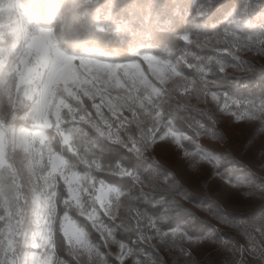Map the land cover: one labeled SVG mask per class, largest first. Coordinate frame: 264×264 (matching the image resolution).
Segmentation results:
<instances>
[{
    "label": "clouds",
    "instance_id": "9594fccd",
    "mask_svg": "<svg viewBox=\"0 0 264 264\" xmlns=\"http://www.w3.org/2000/svg\"><path fill=\"white\" fill-rule=\"evenodd\" d=\"M176 2L0 0V125L17 130L7 164L0 151L7 264H264V0H234L222 26L194 32L224 53L203 71L181 69L134 114L110 107L111 69L141 63ZM200 2L207 19L218 0ZM171 122L243 172L178 146Z\"/></svg>",
    "mask_w": 264,
    "mask_h": 264
},
{
    "label": "snow or ice",
    "instance_id": "6c2138e0",
    "mask_svg": "<svg viewBox=\"0 0 264 264\" xmlns=\"http://www.w3.org/2000/svg\"><path fill=\"white\" fill-rule=\"evenodd\" d=\"M234 0H218V3L213 7L212 12L216 14H223L226 10L233 7ZM189 8L194 14L193 18L199 15H207V10L201 4L200 0H177L176 3L167 9V13L187 14ZM239 13V9H234ZM184 43L180 48L168 49L163 54L157 55L151 51L145 52L142 57L138 59L146 67H150L152 71L147 74H143L140 71L141 63H129L125 64L120 72L114 67L111 69L109 83L118 91L115 95L112 93H106L110 107L113 111L117 108L123 109L127 107L130 111H133L136 107H143L145 101L152 102L159 100L164 94V85L171 76L176 75L181 69L185 75H189L201 69L203 71L202 59L207 56H223L222 50L217 51L216 48L211 47V44L219 39L218 36L200 35L197 36L194 33L185 32L179 37ZM147 75V79H145ZM236 87H240L239 82H234ZM246 87V85H245ZM144 91V96L141 97V91ZM15 103V101H12ZM118 114V113H117ZM34 124L30 129H20L19 136L22 138L25 145H27L30 138L37 134L38 127H46L48 123L47 112L41 109L35 113L32 117ZM205 129L212 127L211 121H201ZM168 135L174 139V142L178 146H183L189 151H199L207 159H210L217 169V172L224 175L225 172L231 174L234 172H243L242 165L232 160L227 153H208L206 150L200 148L197 144H190L188 137L192 135L190 128L185 126L183 129L179 128L175 122H171L169 125ZM17 138V130L15 127L7 128L0 125V151L3 153V158L7 164V145L10 140ZM3 222L0 221V224ZM13 231L10 232L5 229L0 232V259L4 264H7L8 258L11 254L10 242L13 240ZM209 235H212L209 233ZM113 264H120L117 259L113 260Z\"/></svg>",
    "mask_w": 264,
    "mask_h": 264
},
{
    "label": "rangeland",
    "instance_id": "374dc122",
    "mask_svg": "<svg viewBox=\"0 0 264 264\" xmlns=\"http://www.w3.org/2000/svg\"><path fill=\"white\" fill-rule=\"evenodd\" d=\"M227 2V0H225ZM229 10V9H228ZM226 10L223 14H216L212 12L210 17L207 19L193 18V13L189 8L187 14H176L178 18L175 22L165 25L161 31L165 32L161 38L153 40L152 38H147L141 47L146 50L153 52L154 54L160 55L166 52L168 49L180 48L183 46V41L179 38L181 34L188 33H207L213 30L216 26H222L226 21ZM169 27V29L167 28ZM208 249H202L201 255L208 252Z\"/></svg>",
    "mask_w": 264,
    "mask_h": 264
},
{
    "label": "trees",
    "instance_id": "16d2710c",
    "mask_svg": "<svg viewBox=\"0 0 264 264\" xmlns=\"http://www.w3.org/2000/svg\"><path fill=\"white\" fill-rule=\"evenodd\" d=\"M167 28L169 29V27L167 26Z\"/></svg>",
    "mask_w": 264,
    "mask_h": 264
}]
</instances>
